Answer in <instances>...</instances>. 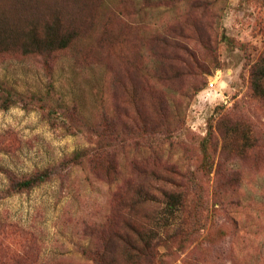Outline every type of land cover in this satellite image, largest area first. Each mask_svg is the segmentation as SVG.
<instances>
[{"label": "rangeland", "instance_id": "1", "mask_svg": "<svg viewBox=\"0 0 264 264\" xmlns=\"http://www.w3.org/2000/svg\"><path fill=\"white\" fill-rule=\"evenodd\" d=\"M20 1L0 0V24L42 37L49 23L71 44L0 53V84L19 94L0 98V264H264V94L251 79L264 0ZM160 190L175 193L172 215ZM126 211L154 256L124 257Z\"/></svg>", "mask_w": 264, "mask_h": 264}, {"label": "trees", "instance_id": "2", "mask_svg": "<svg viewBox=\"0 0 264 264\" xmlns=\"http://www.w3.org/2000/svg\"><path fill=\"white\" fill-rule=\"evenodd\" d=\"M42 1L43 0H22L20 3L24 9L32 10L38 3ZM18 2L19 0H15L16 5ZM70 39L71 38H69V36L58 34L57 29L49 23L44 25L42 37H39L38 32H36L33 27L31 28V25L27 29L24 28L21 32H19L18 29L11 23L5 22V26L0 24V53L8 51V45H12L16 46L22 54L28 55L35 53L43 56L44 58H48L55 52L67 48L71 44ZM255 72L256 67L255 69L252 68L251 70L253 90L258 96H263L264 92L262 90L260 79L264 70L259 69L256 73ZM2 95H5V97L2 99L3 108H7L9 105L17 102L15 96L19 94H17L15 91H8L0 84V98ZM21 100L22 97H20L19 101ZM80 155V152H75L72 158L76 160ZM94 155L95 159L104 160L105 163L111 166L113 162V153L110 152V150H101L100 146H98L94 150ZM205 160L207 161L205 166H208V157H205ZM170 172L174 173V170H171ZM47 177L48 171L43 169L23 178H11L7 187V192L10 195L13 193L29 190L38 184L45 182ZM168 183L173 184V181L168 180ZM150 192H152V190L144 189L142 185H139L134 193V198L137 201H142L147 198V195ZM160 192L164 198V202L166 203L167 213L172 215L176 211V209L174 210L173 208V204L175 203L173 201L175 193L172 191L165 192L163 190H160ZM150 199L154 200V198ZM130 215H132L130 211L124 212V218L129 217V221H122L123 226L116 228L115 231L117 232L114 234L118 240L122 241L126 245H129V249H126L123 252L124 257L133 261L141 256H154V249L150 247L149 242L143 241L141 232L139 231L140 227L133 224V220H131ZM121 230H124L125 232H121ZM128 234H133L132 236H136L133 242L128 240L130 237ZM139 241H141V245L138 244ZM93 263L102 264L100 260V254L96 253V257L93 258Z\"/></svg>", "mask_w": 264, "mask_h": 264}, {"label": "built area", "instance_id": "3", "mask_svg": "<svg viewBox=\"0 0 264 264\" xmlns=\"http://www.w3.org/2000/svg\"><path fill=\"white\" fill-rule=\"evenodd\" d=\"M211 83V82H210Z\"/></svg>", "mask_w": 264, "mask_h": 264}]
</instances>
